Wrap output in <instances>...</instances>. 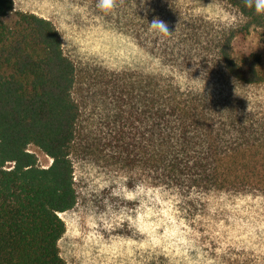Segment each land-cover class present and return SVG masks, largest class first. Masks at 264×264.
I'll return each mask as SVG.
<instances>
[{"label": "trees", "instance_id": "trees-1", "mask_svg": "<svg viewBox=\"0 0 264 264\" xmlns=\"http://www.w3.org/2000/svg\"><path fill=\"white\" fill-rule=\"evenodd\" d=\"M132 1L124 0L127 6ZM226 1L243 23L212 33L197 20L184 21L173 0L133 1L141 43L148 40V22L158 17L172 35H149L160 43L165 63L188 73L213 71L224 83L211 92L183 91L149 76L124 81L112 95L125 108L112 115L116 141L128 162L168 188L264 197V113L246 111L242 99L221 88L264 85L260 54L234 57L238 36L253 29L264 35V16L242 0ZM13 10V0H0V17ZM205 49L210 59L201 57ZM76 74L51 20L29 12H19L12 23L0 19V264H67L59 242L66 232L61 214L78 203L72 160L80 117ZM31 145L52 160L50 166H40Z\"/></svg>", "mask_w": 264, "mask_h": 264}, {"label": "rangeland", "instance_id": "rangeland-1", "mask_svg": "<svg viewBox=\"0 0 264 264\" xmlns=\"http://www.w3.org/2000/svg\"><path fill=\"white\" fill-rule=\"evenodd\" d=\"M13 1V12L0 19L12 23L19 12H29L51 20L76 65L73 96L80 117L72 160L78 203L61 214L66 232L59 242L67 264H264L263 196L168 188L128 162L116 141L114 120L125 108L116 106L115 86L149 76L183 91L191 86L215 92L223 79L213 71L188 73L165 63L157 51L160 43L148 31V40L141 43L134 0L129 6L117 0L114 14L107 16L96 8V0ZM173 1L184 21L197 20L210 33L243 23L226 0ZM250 53L260 54L264 67L260 29L234 42L237 60ZM201 57L210 59L208 50ZM221 88L242 99L246 111L264 113V85L246 91L226 84ZM29 151L40 166L51 165L38 147L31 145Z\"/></svg>", "mask_w": 264, "mask_h": 264}, {"label": "clouds", "instance_id": "clouds-1", "mask_svg": "<svg viewBox=\"0 0 264 264\" xmlns=\"http://www.w3.org/2000/svg\"><path fill=\"white\" fill-rule=\"evenodd\" d=\"M242 3L245 8L252 10L257 16H264V0H242ZM95 6L107 16L114 14L117 8V0H96ZM147 30L160 38H168L172 35L167 23L158 17L148 22Z\"/></svg>", "mask_w": 264, "mask_h": 264}]
</instances>
